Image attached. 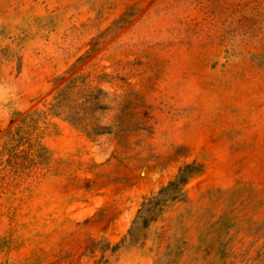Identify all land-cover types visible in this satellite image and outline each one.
Instances as JSON below:
<instances>
[{"label":"rangeland","instance_id":"obj_1","mask_svg":"<svg viewBox=\"0 0 264 264\" xmlns=\"http://www.w3.org/2000/svg\"><path fill=\"white\" fill-rule=\"evenodd\" d=\"M0 264H264V0H0Z\"/></svg>","mask_w":264,"mask_h":264},{"label":"trees","instance_id":"obj_2","mask_svg":"<svg viewBox=\"0 0 264 264\" xmlns=\"http://www.w3.org/2000/svg\"><path fill=\"white\" fill-rule=\"evenodd\" d=\"M185 174V169H182L180 174L177 175V177L175 179H173L166 187H164L160 192H159V196L155 197V205H159L161 202V197L160 195H164L167 193L168 190L177 187V185L181 182H183V175ZM153 209V208H152ZM151 208H148L147 211L151 212L152 211Z\"/></svg>","mask_w":264,"mask_h":264}]
</instances>
